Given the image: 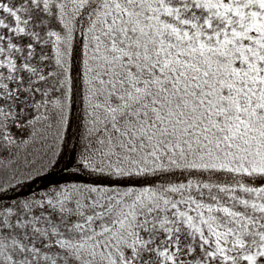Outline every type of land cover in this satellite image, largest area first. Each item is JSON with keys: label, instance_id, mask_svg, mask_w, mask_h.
Listing matches in <instances>:
<instances>
[{"label": "snow or ice", "instance_id": "6c2138e0", "mask_svg": "<svg viewBox=\"0 0 264 264\" xmlns=\"http://www.w3.org/2000/svg\"><path fill=\"white\" fill-rule=\"evenodd\" d=\"M0 264H264V0H0Z\"/></svg>", "mask_w": 264, "mask_h": 264}, {"label": "trees", "instance_id": "16d2710c", "mask_svg": "<svg viewBox=\"0 0 264 264\" xmlns=\"http://www.w3.org/2000/svg\"><path fill=\"white\" fill-rule=\"evenodd\" d=\"M37 187H39L40 185L38 184V185H36Z\"/></svg>", "mask_w": 264, "mask_h": 264}]
</instances>
